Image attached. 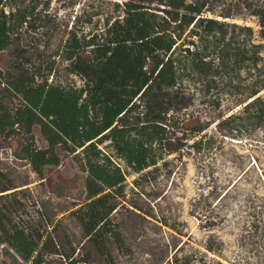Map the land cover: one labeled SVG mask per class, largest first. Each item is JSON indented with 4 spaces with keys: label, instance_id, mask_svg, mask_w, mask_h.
I'll use <instances>...</instances> for the list:
<instances>
[{
    "label": "trees",
    "instance_id": "1",
    "mask_svg": "<svg viewBox=\"0 0 264 264\" xmlns=\"http://www.w3.org/2000/svg\"><path fill=\"white\" fill-rule=\"evenodd\" d=\"M217 2L228 6L216 10ZM8 3L14 0H0V50L19 40L30 14ZM115 5L120 14L105 17L94 32L70 28L54 52L69 60L67 68L82 78L80 85L53 83L45 73L26 68L19 73L0 68V92L18 100L8 107L0 95V135L21 134L20 150L39 177L44 165L59 163L56 145L78 156L86 172V200L72 213L89 238L98 237L103 226L121 244L109 218L116 206L109 197L124 196L125 175L178 151L162 141L165 120L188 106L189 90L199 92L211 112L227 100L215 125L222 140L240 139L264 125V0H124ZM54 63L51 59L43 69L51 72ZM33 125L47 146L35 144ZM213 139L200 134L191 145L209 147ZM16 187L2 185L0 199L15 197L21 190ZM14 207L11 200L0 202V243L27 264H47L42 250L66 254L65 264H76L79 259L63 253L45 225L14 221ZM179 249L161 264H187L175 255ZM194 252L205 257L204 251Z\"/></svg>",
    "mask_w": 264,
    "mask_h": 264
},
{
    "label": "rangeland",
    "instance_id": "2",
    "mask_svg": "<svg viewBox=\"0 0 264 264\" xmlns=\"http://www.w3.org/2000/svg\"><path fill=\"white\" fill-rule=\"evenodd\" d=\"M28 1L8 3L26 7L30 14L18 32L19 40L0 50V68L9 73L26 68L45 73L53 83L80 85L82 78L67 68L69 60L54 52L70 28L96 31L105 17L121 13L115 3L124 0ZM214 5L220 10L228 3ZM51 59L54 67L47 72L43 68ZM189 93L193 99L188 106L168 114L165 120L162 141L178 151L125 175L124 196L107 199L116 204L109 218L120 232L121 244L103 226L97 229V239L89 238L72 213L86 200V172L78 156L59 144L54 147L59 163L44 165L39 177L20 150L21 134L0 135V187L21 188L15 197L0 202L13 201L14 221L39 222L50 229L63 253L79 259L76 264H161L172 258L178 246L175 255L186 258L187 264H264V125L240 139L222 140L215 125L219 114L226 111L227 100L223 98L220 107L211 112L199 92ZM2 94L6 106L17 103V96ZM200 134L203 140L213 135L211 146L202 142L197 149L191 145ZM33 135L37 146H47L38 125H33ZM111 158L126 169L121 159ZM205 243L214 250H207ZM196 249L204 251L205 257L197 258ZM42 253L47 264H65L66 254ZM0 264L27 263L1 242Z\"/></svg>",
    "mask_w": 264,
    "mask_h": 264
}]
</instances>
